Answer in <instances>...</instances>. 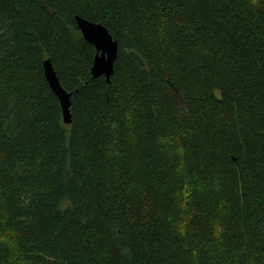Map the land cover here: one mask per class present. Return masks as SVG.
Returning a JSON list of instances; mask_svg holds the SVG:
<instances>
[{
  "label": "trees",
  "instance_id": "trees-1",
  "mask_svg": "<svg viewBox=\"0 0 264 264\" xmlns=\"http://www.w3.org/2000/svg\"><path fill=\"white\" fill-rule=\"evenodd\" d=\"M0 264H264V0H0Z\"/></svg>",
  "mask_w": 264,
  "mask_h": 264
},
{
  "label": "water",
  "instance_id": "water-1",
  "mask_svg": "<svg viewBox=\"0 0 264 264\" xmlns=\"http://www.w3.org/2000/svg\"><path fill=\"white\" fill-rule=\"evenodd\" d=\"M76 21L84 38L96 48V55L93 58L91 69L93 77L106 76L110 83L111 77L115 72V61L119 52L118 40L102 23L94 22L81 16H76ZM43 61L45 77L61 102L64 122L70 124L71 93L62 87L51 59L48 58Z\"/></svg>",
  "mask_w": 264,
  "mask_h": 264
},
{
  "label": "clouds",
  "instance_id": "clouds-1",
  "mask_svg": "<svg viewBox=\"0 0 264 264\" xmlns=\"http://www.w3.org/2000/svg\"><path fill=\"white\" fill-rule=\"evenodd\" d=\"M4 239H7V234H5Z\"/></svg>",
  "mask_w": 264,
  "mask_h": 264
}]
</instances>
